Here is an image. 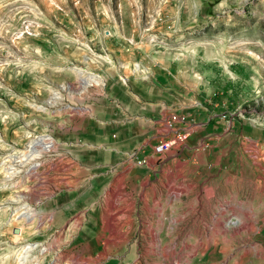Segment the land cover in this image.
Wrapping results in <instances>:
<instances>
[{
    "label": "rangeland",
    "instance_id": "obj_1",
    "mask_svg": "<svg viewBox=\"0 0 264 264\" xmlns=\"http://www.w3.org/2000/svg\"><path fill=\"white\" fill-rule=\"evenodd\" d=\"M112 79L168 91L161 122H149L163 137L149 145L175 137L166 120L187 136L149 153L159 164L150 182L158 241L136 228L129 244L103 241L91 249L102 255L82 262L84 247L40 235L50 222L39 192L62 175L70 148L105 141L93 130L105 125L98 113ZM41 136L48 150L30 141ZM116 210L104 211L110 235ZM151 248L157 264H264V0H0V264L125 255L150 264L139 260Z\"/></svg>",
    "mask_w": 264,
    "mask_h": 264
},
{
    "label": "crops",
    "instance_id": "obj_2",
    "mask_svg": "<svg viewBox=\"0 0 264 264\" xmlns=\"http://www.w3.org/2000/svg\"><path fill=\"white\" fill-rule=\"evenodd\" d=\"M155 73L160 74V71ZM158 78L161 79L159 75ZM144 82L146 80H138L136 84L131 82L130 85H124L118 79L108 82L107 93L103 98L105 103L101 106L103 111L98 113L103 120L97 121L105 125L95 126L93 130V133L103 134L105 141L81 142L70 148V151L68 145L58 144L57 148L69 151L70 157L64 153L66 160L60 166L62 175L45 183L44 188L40 189L39 193L44 194L38 203L39 211L41 217L50 222L39 229L40 235H47L54 230L59 232L63 245L84 247L78 256L82 262L96 261V257L102 253L94 255L91 249L103 241V246L129 244L128 237L136 228L144 236L148 235L151 245L153 240L158 241V229L153 224L154 214L157 215L158 211L155 205L158 203L156 198L159 197V191L150 182L157 177L154 170L159 164L156 159L150 158L149 153L154 144L149 145L147 141L154 136L163 137L158 134V125L152 128L149 122H161L169 94L166 88L158 87L155 81L154 86L150 87ZM159 83H163V79ZM164 128L167 130L165 123ZM151 130L155 134L149 137L147 135ZM168 130L169 133L173 132ZM176 130L182 131L179 126ZM140 183L143 186L149 183L151 186L144 188ZM127 195L146 200L150 198L155 202L141 207L134 202L135 205L129 203L128 206L125 202ZM109 200L112 206L108 209ZM115 206L120 230L117 235H110L105 231L109 224V217L105 214ZM123 207L124 212L121 210ZM126 208L133 211L127 212ZM127 213L132 214L130 218H134V221L128 222ZM143 215L146 217L143 218ZM147 257L150 259H145ZM157 257L151 248L149 254L140 255L143 259L139 261L151 260L148 261L150 264H157ZM130 258L127 255L117 258L104 256L98 260L102 264H130Z\"/></svg>",
    "mask_w": 264,
    "mask_h": 264
},
{
    "label": "built area",
    "instance_id": "obj_3",
    "mask_svg": "<svg viewBox=\"0 0 264 264\" xmlns=\"http://www.w3.org/2000/svg\"><path fill=\"white\" fill-rule=\"evenodd\" d=\"M165 127L167 129H170L171 131H174L176 134H175V137L172 138V139H169V140H163V139H161L158 142H156L153 145V149L157 153H164V152H166L167 150L170 149V147L175 142L180 141V140H183L187 136V132L173 129L172 123L170 121H168V120L165 121ZM51 145H52V142L49 139H45V141L43 142L44 148L42 147V149L43 150H48L51 147Z\"/></svg>",
    "mask_w": 264,
    "mask_h": 264
},
{
    "label": "bare ground",
    "instance_id": "obj_4",
    "mask_svg": "<svg viewBox=\"0 0 264 264\" xmlns=\"http://www.w3.org/2000/svg\"><path fill=\"white\" fill-rule=\"evenodd\" d=\"M44 139H45V137H42V136H41V137H38V138H36V139L34 138V140L32 139L33 141H32V140H30V141L33 142V145L38 144V145L41 146V148H42V147L44 148V146H43V142L45 141ZM33 145H32V146H33ZM38 145H37V146H38ZM29 146H30V145H29ZM250 146H251V145H250ZM35 147H36V146H35ZM38 147H39V146H38ZM27 157H28V156H27ZM35 165H36V163H35ZM35 165H32L31 167H34ZM261 182H262V181H261ZM21 212L23 213L24 211H21ZM24 216H25V218H28V219L31 218V215H29V214H28V215H24ZM106 218H107V217H106ZM246 224H247V223H246V220L244 219V220L242 221L241 225H242V227H243V226H246ZM239 229H240V228H239ZM227 230H228V229H227ZM224 231H225V230H221V232H224ZM228 231H229V230H228ZM230 231H231V230H230ZM226 232H227V231H226ZM235 232H236V231H235V229H234L233 232H232V234L235 233ZM149 233H150V232H149ZM152 233H153V232H152ZM150 235H151V234H150ZM152 237H153V236H152ZM199 242H200V241H199ZM199 242H198V244H199ZM26 246H27V247H32V246H34V244L26 245ZM26 246H25V247H26ZM164 255H165V253H164Z\"/></svg>",
    "mask_w": 264,
    "mask_h": 264
},
{
    "label": "water",
    "instance_id": "obj_5",
    "mask_svg": "<svg viewBox=\"0 0 264 264\" xmlns=\"http://www.w3.org/2000/svg\"><path fill=\"white\" fill-rule=\"evenodd\" d=\"M13 232L14 233H19L20 232V229L17 227V228H13Z\"/></svg>",
    "mask_w": 264,
    "mask_h": 264
}]
</instances>
